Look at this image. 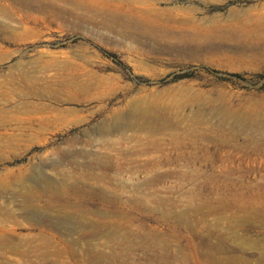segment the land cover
<instances>
[{
	"label": "rangeland",
	"instance_id": "rangeland-1",
	"mask_svg": "<svg viewBox=\"0 0 264 264\" xmlns=\"http://www.w3.org/2000/svg\"><path fill=\"white\" fill-rule=\"evenodd\" d=\"M0 5V264H264V0Z\"/></svg>",
	"mask_w": 264,
	"mask_h": 264
},
{
	"label": "bare ground",
	"instance_id": "bare-ground-1",
	"mask_svg": "<svg viewBox=\"0 0 264 264\" xmlns=\"http://www.w3.org/2000/svg\"><path fill=\"white\" fill-rule=\"evenodd\" d=\"M17 1H18V0H17ZM1 2H2V1H1ZM11 4H12V3H11ZM0 6H1V5H0ZM2 6H3V4H2ZM140 6H141V5H140ZM3 7H4V6H3ZM3 7L1 8V10L3 9ZM6 8H7V6H6ZM19 8H20V7H19ZM7 9H8V8H7ZM9 9H10V8H9ZM12 10H13V9H12ZM10 11H11V10H10ZM13 11H14V10H13ZM13 11H12V12H13ZM16 11H17V10H16ZM19 11H20V10H19ZM4 12H5V11H4ZM8 13H9V12H8ZM14 13H15V11H14ZM19 13H20V12H19ZM6 14H7V13H6ZM11 14H12V13H11ZM11 14L9 13V15H11ZM16 14H17V13H16ZM12 15H13V14H12ZM18 18H19V15H18ZM183 94H184V93H183ZM190 94H191V93H190ZM168 95L170 96V94H168ZM186 95H188V94H186ZM192 95H193V94H192ZM192 95H191V96H192ZM171 96H172V95H171ZM173 96H174V95H173ZM189 96H190V95H189ZM191 96H190V97H191ZM142 97H143V96H142ZM178 97H179V96H178ZM134 98H135V97H134ZM137 98H138V97H137ZM145 98H146V96H145ZM145 98H144V100H146ZM164 98H165V97H164ZM164 98H163V100H164ZM174 98H175V96H174ZM186 98H187V97H186ZM147 99L149 100V99H153V98H148V97H147ZM154 99H158V98H154ZM193 99H194V98H193ZM134 100L136 101V99H134ZM138 100H139V99H138ZM159 100H160V99H159ZM163 100H162V101H163ZM171 100H174V99H171ZM179 100H180V98H179ZM129 101H130V100H129ZM129 101H127V103H126L125 105H127V104L129 103ZM131 101H133V100H131ZM135 101H134L132 104L129 103L131 109H130V110L128 109V113H127V116H126V120H128V121H126L125 123H123V120L121 121L120 119H118V120L115 121L116 118H115V117H114L115 119L113 118V119H114L113 121H114L115 123H113V125H112V123H111V126H112V127L109 128L110 133H111V132L113 133V132H116V131H120V130H123V131L125 132V131L135 130V129H136V130H135L136 132H138L137 130H140V131H142V134H143V131H144V130H146V129L150 130L151 122H153V124H155L154 122H155L156 120H158V119H156V118H158V116H156V115L153 116V115H152L153 117H152V116H151V117H148L147 114L149 113V111H150L151 113L154 112L155 114H158V112H159V113L161 114V113H162V109L159 108V107H156L155 104H153L152 102H149L148 104H145V103L148 102L147 100H146L147 102H144V101H143L145 105L143 104V107H144V108H141L142 104L135 103ZM150 101H151V100H150ZM156 101H157V100H156ZM156 101H155V102H156ZM192 101H193V100H192ZM192 101H191V102H192ZM139 102H142V101H139ZM167 102H168V101H167ZM176 102H177V100H176ZM182 102H183V101H182ZM194 102H195V101H194ZM184 103H186V102H183V104H184ZM157 104H158V103H157ZM161 104H162V103H161ZM163 104H164V103H163ZM165 104H166V103H165ZM171 104H173V103H171ZM174 104H175V103H174ZM174 104H173V105H174ZM179 104H180V102H179ZM181 104H182V103H181ZM183 104H182V107H183ZM189 104H191V103H189ZM194 104H195V103H194ZM139 105H141V106L139 107ZM186 105H187V104H186ZM186 105H185V106H186ZM191 105H192V104H191ZM166 106H167V104H166ZM192 106H193V105H192ZM138 107H139V108H138ZM173 107L175 108V106H173ZM199 107H200V106H199ZM123 108H124V107H123ZM126 108H127V107H126ZM162 108H163V107H162ZM174 108H173V109H174ZM203 108H204V107H203ZM203 108H202V109H203ZM205 108H206V107H205ZM207 108H208V107H207ZM169 109H170V108H168V110H169ZM190 109H192V108H190ZM119 110H120V109H119ZM119 110L116 109L115 112H118ZM121 110L123 111L124 109H121ZM121 110H120V111H121ZM126 110H127V109H126ZM179 110H180V109H179ZM187 110H188V109H187ZM193 110H195V109H193ZM197 110H198V109H197ZM197 110H196V111H197ZM164 111H165V110H164ZM171 111H172V110H171ZM174 111H175V110H174ZM196 111H195V112H196ZM204 111H205V110H204ZM206 111H207V110H206ZM210 111H211V110H210ZM126 112H127V111H126ZM169 112H170V111H169ZM182 112H183V111H182ZM191 112H192V111H191ZM195 112H194V113H195ZM199 112H200V110H199ZM199 112L197 111V113H199ZM202 112H203V110H202ZM202 112H201V113H202ZM120 113H121V112H120ZM179 113H180V112H179ZM179 113H178V114H179ZM201 113H199V114H201ZM206 113H207V112H206ZM206 113H204V114H206ZM214 113H215V112H214ZM214 113H213V112H212V113L210 112V114H214ZM174 114H175V112H174ZM183 114H184V113H182V115H183ZM189 114H190V113H189ZM204 114H203V115H204ZM113 115H116V114H113ZM113 115H112V116H113ZM119 115H120V114H119ZM125 115H126V114H125ZM161 115H162V114H161ZM182 115H181V116H182ZM192 115H193V114H192ZM201 115H202V114H201ZM201 115H200V116H201ZM207 115H209V114H207ZM215 115H218V114H215ZM219 115H220V114H219ZM221 115H222V114H221ZM162 116H163V115H162ZM164 116H165V115H164ZM164 116L161 117V118H164ZM176 116H177V115H176ZM193 116H194V115H193ZM116 117H117V116H116ZM143 117H144V118H143ZM154 117H155V118H154ZM109 118H111V117H109ZM109 118H108V120H110ZM117 118H118V117H117ZM119 118H120V117H119ZM123 118H124V117H123ZM146 118H147V120H145ZM161 118H160V115H159V120H161ZM178 118H179V117H178ZM121 119H122V118H121ZM149 119H156V120H155V121H152V120L149 121ZM172 119H173V118H172ZM162 120H163V119H162ZM164 120H165V119H164ZM169 120H171V119H169ZM175 120H176V119H174V121H175ZM182 120H183V118H182ZM106 121H107V120H106ZM136 121H137V122H136ZM165 121H166V120H165ZM103 122H104V121H103ZM103 122H102V123H103ZM166 122H167V121H166ZM176 122H177V121H176ZM179 122H180V121H179ZM158 123H159V122H158ZM158 123H157V124H158ZM160 123H164V122H163V121H162V122L160 121ZM167 123H168V122H167ZM177 123H178V122H177ZM182 123H184V122H182ZM104 124H105V123H103L102 126H105V125H106V124H105V125H104ZM174 124L176 125V123H174ZM7 125H9V119L4 118V117L1 118V119H0V127H5V126H7ZM108 125H109V123H108ZM160 125H161V124H160ZM160 125L158 124L159 127H161ZM163 125H164V124H163ZM165 125H166V124H165ZM165 125H164V128H165ZM171 125H172V124H171ZM153 126H154V125H153ZM155 126H156V125H155ZM184 126H186V125L184 124ZM182 127H183V126H182ZM101 128H102V127H101ZM151 128H153V127H151ZM162 128H163V126H162L160 129H162ZM168 128H169V127H168ZM174 128H175V127H174ZM98 129H99V128H98ZM157 129H158V128H157ZM180 129H181V128H180ZM102 130H103V128H102ZM106 130H107V129H106ZM148 130H146V131L149 132ZM155 130H156V129H155ZM165 130H166V129H164L163 131H165ZM168 130L171 131V130H172L171 127H170ZM182 130H183V129H182ZM99 131H100V129H99ZM107 131H108V130H107ZM146 131H145V134H147ZM160 131H161V130H160ZM163 131H162V132H163ZM170 131H169V132H170ZM176 131H177V130H176ZM180 131H181V130H180ZM156 132L159 133V131H157V130H156ZM171 132H174V133H173L172 135H170V140H173L174 138H175V140H177L178 138H180V137H184V136L187 135V134L184 133L185 131L182 132V133H175V131L172 130ZM171 132H170V133H171ZM186 132H187V131H186ZM134 133H135V132H133V134H134ZM149 133H150V132H149ZM149 133L147 134L148 136H150V134H151V133H150V134H149ZM153 133H155V132H153ZM157 133H156V134H157ZM103 134H104V131H103ZM105 134H107V133H105ZM161 134H162V133H161ZM163 134H164V133H163ZM163 134H162V135H163ZM134 136H135V135H134ZM156 136H157V135H156ZM157 139H158V138H157ZM161 139H162V138H161ZM163 140H164V138H163ZM155 141H156V140L154 139V143H155ZM159 141H160V139H159ZM175 142H176V141H175ZM90 148H91V147H90ZM81 150H82V149H81ZM81 150H79V151H81ZM71 152H72V151H71ZM73 152H74V150H73ZM77 152H78V150H77ZM98 153H99V152H98ZM118 153H119V152H118ZM78 154H79V153H78ZM80 154H81V153H80ZM107 155H108V154H107ZM107 155L102 154V155H99V156H100V157H104V158H106V157H108ZM113 155H115V154H113ZM109 157H110V155H109ZM115 157H116V156H115ZM95 158H96V157H95ZM93 159H94V158H93ZM97 159H98V160H97V161H94V162H93L92 160H90V161H92V162H89V163L86 162V165H84V164H83V165H79V166L77 165L78 169L81 171V172H79V173H83V174H85V176H87V177H91L90 179H92V178H94V177L97 178V177L100 176V175H103L104 178H105V176H107V173L109 172L108 170H109V169H112V168H111V166H110V168L107 167V166L104 167V163L101 161V159H99V158H97ZM109 159H110V158H109ZM115 160H116V159H115ZM84 162H85V161H83V163H84ZM104 162H105V161H104ZM75 164H77V163L75 162ZM80 164H81V163H80ZM112 164H113V163H112ZM112 164H111V165H112ZM78 169H77V170H78ZM68 173H69V172H68ZM77 174H78V173H77ZM83 174H82V175H83ZM113 174H114V173H113ZM111 175H112V174L110 173V176H111ZM22 176H23V175H22ZM15 177H16V176H15ZM23 177H24V176H23ZM65 177H66V176H65ZM87 177H86V178H87ZM21 178H22V177H21ZM81 178H82V176L77 177L76 180H75V182L72 183V185H73V184H74V185L79 184V187H78V188H79L80 190L82 189L83 191H84L85 189L88 190V189H91L92 187H94V186L92 185L93 183L91 184V183L84 182V180H82ZM4 179H5V178H4ZM97 179H98V178H97ZM105 179H106V178H105ZM107 179H108V178H107ZM54 180H55V179H54ZM54 180H52V181H54ZM56 180L58 181L59 178L56 179ZM61 180H62V179H61ZM72 180H73V179H72ZM79 180H81V181H79ZM86 180H87V179H86ZM99 180H100V179H99ZM99 180H98V181H99ZM91 181H92V180H91ZM93 181H95V180H93ZM41 182H42V181H41ZM43 182H44V180H43ZM61 182H62V181H61ZM4 183H5V182H4ZM4 183H3V181H2L3 187H5V188L8 187V188H9V186L6 187V186H5L6 184H4ZM30 183H31V182H30ZM49 183H50V182H49ZM52 183H54V182H52ZM62 183H63V182H62ZM64 183H65V182H64ZM64 183H63V184H64ZM69 183H71V182H69ZM7 184H9V183H7ZM43 184H44V183H43ZM50 184H51V183H50ZM58 184H59V183H58ZM46 185H48V184L46 183ZM51 185H52V184H51ZM53 185H54V184H53ZM55 185H56V184H55ZM64 185H65V184H64ZM67 185H68V184H67ZM74 185H73V186H74ZM49 186H50V185H49ZM68 187H71V186H68ZM0 188H2V187L0 186ZM31 188H32V187H31ZM57 188H58V187H57ZM57 188H56V190H59V189H57ZM72 188H73V187H72ZM50 189H51V188H50ZM54 189H55V188L53 187V188H52V191H53ZM79 189H78V190H79ZM64 190H66V189H64ZM67 190L70 191V189H67ZM71 190H72V189H71ZM73 190L76 191L75 188H74ZM73 190H72V191H73ZM3 191H4V190H3ZM32 191H33V190H32ZM69 191H68V192H69ZM26 192H27V191H26ZM29 192H30V191H29ZM56 192H57V191H56ZM79 192H80V191H78V192H76V193L78 194ZM81 192H82V191H81ZM30 193H31V192H30ZM73 193H74V192H73ZM19 194H20V193H19ZM38 194H39V193H38ZM25 195H26V194H25ZM54 195H56V194H54ZM57 195H58V193H57ZM57 195H56L55 197H57ZM62 195H63V194H62ZM28 196H29V194H28ZM38 196H39V197L37 198V195H36V197H35L34 199H36V198L39 199V198L41 197V195H38ZM50 196H51V195H50ZM52 196H53V195H52ZM64 196H65V195H64ZM31 197H32V196H31ZM31 197H30V198H31ZM55 197H54V198H55ZM59 197H60V196H59ZM65 197H66V196H65ZM32 198H33V197H32ZM43 198H44V197H43ZM37 199H36V201H37ZM21 200H22V198H21ZM32 200H33V199H32ZM64 200H65V199H64ZM64 200H63V201H64ZM34 201H35V200H34ZM52 201H54V199H53ZM63 201H62V202H63ZM67 201H69V200H67ZM55 202H56V201H55ZM22 203H23V202H22ZM38 204H39V203H38ZM22 205H23V204H21V207H22ZM31 205H32V204H31ZM41 205H42V204H41ZM43 205H44V204H43ZM60 205H62V204H60ZM36 206H37V205H36ZM62 206H63V205H62ZM25 207H26V206H25ZM33 207H34V206H33ZM42 207H44V206H42ZM55 208H57L56 205H55L54 209H55ZM62 208H63V207H62ZM64 208H65V207H64ZM22 209H23V208H22ZM22 209H21V210H22ZM24 209H25V208H24ZM24 209H23V210H24ZM27 209H28V208H27ZM45 209H46V208H45ZM45 209H44V211H45ZM59 209H60V208H59ZM42 210H43V209H42ZM48 211H49V210H47V213H49ZM63 211H64V210H63ZM21 212H22V211H21ZM28 212H29V211H28ZM41 213H42V212H41ZM41 213H40V214H41ZM27 214H28V213H27ZM29 214H30V213H29ZM31 214H32V213H31ZM43 214H45V213H43ZM50 214H56V215H57V213H56L55 211H54L53 213H50ZM78 215H79V214H78ZM26 216H27V215H26ZM32 216H34V215H32ZM66 216H67V215H66ZM76 216H77V215H76ZM79 216H80V215H79ZM82 216H83V215H82ZM23 217H24V215H23ZM42 217H45V216L42 215ZM42 217H41V218H42ZM46 217H50V216H47V215H46ZM46 217H45V219H46ZM56 217H57V216H56ZM68 217H69V216H68ZM25 218H26V217H25ZM34 218H35V217H34ZM37 218H38V217H37ZM57 218H58V217H57ZM77 218H78V217H77ZM79 218H80V217H79ZM32 219H33V218H32ZM49 219H51V217H50ZM49 219H47V220H49ZM64 219H65V218H64ZM60 220H61V219H60ZM62 220H63V219H62ZM68 220H69V219H68ZM79 220H80V219H79ZM35 221H37V220L35 219ZM49 221H50V220H49ZM30 222H31V220H30ZM33 222H34V221H33ZM37 222H38V221H37ZM46 222H47V221H46ZM57 222H58V221L56 220V223H57ZM61 222H62V221H60V223H61ZM82 222H83V221H82ZM70 223H71V222H70ZM79 223H80V222H79ZM34 224H36V223H34ZM40 224H41V222H40ZM50 224H51V223H50ZM58 224H59V223H58ZM68 224H69V223H68ZM80 224H81V223H80ZM80 224H79V225H80ZM38 225H39V223H38ZM62 225H63V224H62ZM57 226H58V225H57ZM65 226H67V225H65ZM73 227H74V226H73ZM68 230H69V229H68ZM68 232H70V231H68ZM0 236H1V235H0ZM6 239H7V238H6ZM8 240H9V239H8ZM3 242H4V241H3ZM4 243H5V242H4ZM6 244H7V243H6ZM4 245H5V244H4ZM4 247H5V246H4Z\"/></svg>",
	"mask_w": 264,
	"mask_h": 264
},
{
	"label": "trees",
	"instance_id": "trees-1",
	"mask_svg": "<svg viewBox=\"0 0 264 264\" xmlns=\"http://www.w3.org/2000/svg\"><path fill=\"white\" fill-rule=\"evenodd\" d=\"M182 77H184V75H180V76H177V75H176L175 78L180 79V78H182Z\"/></svg>",
	"mask_w": 264,
	"mask_h": 264
}]
</instances>
